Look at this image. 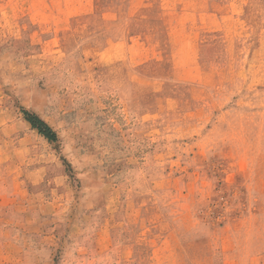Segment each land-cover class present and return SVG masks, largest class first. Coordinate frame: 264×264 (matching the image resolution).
<instances>
[{"label": "rangeland", "instance_id": "1", "mask_svg": "<svg viewBox=\"0 0 264 264\" xmlns=\"http://www.w3.org/2000/svg\"><path fill=\"white\" fill-rule=\"evenodd\" d=\"M0 264H264V0H0Z\"/></svg>", "mask_w": 264, "mask_h": 264}, {"label": "trees", "instance_id": "2", "mask_svg": "<svg viewBox=\"0 0 264 264\" xmlns=\"http://www.w3.org/2000/svg\"><path fill=\"white\" fill-rule=\"evenodd\" d=\"M22 115L26 122L30 124L31 128L36 130L38 134L41 135L45 140L50 143L57 142V136L55 132L43 120L27 111H22Z\"/></svg>", "mask_w": 264, "mask_h": 264}]
</instances>
